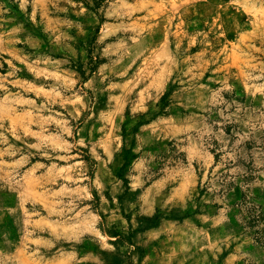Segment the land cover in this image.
Masks as SVG:
<instances>
[{
    "label": "rangeland",
    "instance_id": "obj_1",
    "mask_svg": "<svg viewBox=\"0 0 264 264\" xmlns=\"http://www.w3.org/2000/svg\"><path fill=\"white\" fill-rule=\"evenodd\" d=\"M0 264H264V0H0Z\"/></svg>",
    "mask_w": 264,
    "mask_h": 264
}]
</instances>
